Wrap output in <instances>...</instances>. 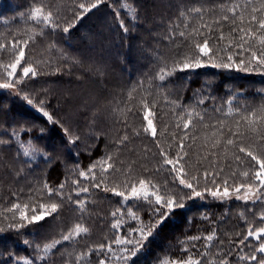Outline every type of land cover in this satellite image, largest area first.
<instances>
[{
	"label": "trees",
	"instance_id": "16d2710c",
	"mask_svg": "<svg viewBox=\"0 0 264 264\" xmlns=\"http://www.w3.org/2000/svg\"><path fill=\"white\" fill-rule=\"evenodd\" d=\"M79 3L97 0H0V44L5 45L0 50V69L6 77L4 65L15 59L11 44L31 37L27 46L19 45L25 50L13 77L16 87L18 81L19 95L0 89V140L4 141L0 143V264H77V256H83L79 264H98L100 258H105L107 264H161L165 260L179 262L189 255L200 259L201 264H219L224 257L228 264H257L264 259V253L256 251L264 236L260 240L244 238L249 229L262 226L259 214L264 205L223 202L211 199L208 193L206 201L193 200L192 190L179 183L177 173L163 165L159 153L163 149L170 157L176 156L186 134L180 117L194 111L205 119L203 123L194 119L187 130L188 138L183 140L186 179L198 177V181H192L196 189L207 191L213 177L205 179V171L219 173L216 185L227 178L230 188L238 183L244 168L250 169L252 178L255 162L239 153L238 148L229 147L226 154L223 145L212 149L216 129L203 125L225 122L223 136L227 138L231 135L228 129L236 131L240 114L264 105V71L251 60L250 51L235 54L240 51L235 47L238 39L233 48L226 49L230 29L240 26L239 14H244L243 26L247 28L251 7L264 0H99L97 7L77 18L76 14L83 11ZM231 4L239 5L235 25L232 14L223 7ZM36 7L50 11L59 27L52 29L32 20L31 12ZM193 7L202 8V13L181 17V12ZM223 15H228L229 21L220 19ZM256 15L259 18L260 13ZM216 20L220 22L214 23ZM202 24L211 30L202 28ZM65 26L68 32L63 31ZM193 29L200 32L187 35ZM180 31H185L186 36L181 37ZM221 32L226 37L223 41L218 40ZM205 38L209 39L212 59L200 56L194 47L197 40ZM259 49L254 43L252 51L259 55ZM230 53L232 67L212 66L227 63ZM186 57H199L203 66L183 70L176 67L165 80L158 79L162 67L182 65ZM241 60L244 64L237 67ZM26 66L33 67L36 75L24 77L22 69ZM249 66L252 70H244ZM25 96L33 103L29 104ZM145 97L153 113L149 119L157 130L155 137L143 131L147 121L140 101ZM37 104L43 106L52 121ZM129 107L131 112L127 111ZM239 132L242 135L234 138L237 143L262 156L264 127L253 134L241 122ZM125 135L128 140L121 142ZM30 146L36 151L26 156ZM107 156L112 157L117 170L102 173L96 167L95 180L91 174L87 179L80 175ZM102 178L104 183L93 187ZM139 179L155 184L161 194L175 197L184 207L169 211L156 205L154 197L124 201L112 191L103 190L105 185L110 189L119 185L120 191L127 186L130 190ZM45 184L53 190L52 196L47 194ZM83 187L89 191L77 195L76 190ZM57 190L63 193V199L55 194ZM77 200L84 202L83 211L75 203ZM49 202L60 207L35 223L20 220V210L8 211L19 203L30 217L34 214L32 208L39 214V205ZM25 204L28 209L23 208ZM117 209L123 215L113 217ZM129 211L138 219L128 215ZM161 213L165 215L159 222ZM122 218L119 229H114L112 224ZM156 222L152 235L134 257L127 262L116 259L124 247H133L116 245L113 241L117 236L139 239L138 232L130 230L141 223ZM76 223L86 227L88 233L70 242L62 241L48 253L37 251V246L60 239ZM213 232V241L206 242L203 237ZM195 236L201 239H190ZM206 243L210 246L205 247ZM101 244L111 245L115 255L106 249L96 251ZM251 255H256L257 260L239 259Z\"/></svg>",
	"mask_w": 264,
	"mask_h": 264
},
{
	"label": "snow or ice",
	"instance_id": "6c2138e0",
	"mask_svg": "<svg viewBox=\"0 0 264 264\" xmlns=\"http://www.w3.org/2000/svg\"><path fill=\"white\" fill-rule=\"evenodd\" d=\"M99 0H97V3ZM97 3H90V4H85V3H79L77 6L79 9H82V12H78L77 18H82L84 13L89 12L92 8L97 7ZM249 3H251V0H249ZM227 12H230L232 14V24H236V18H237V10L239 8V5L237 4H231L230 7L227 5L223 6ZM202 13V8L200 7H193L188 9L186 12H181V17L187 18L188 15H198ZM256 13H260L259 18L257 17ZM31 19L35 20L37 22H40L43 24L45 27H50L52 29L58 28L59 25L55 23L53 19V14L49 12H45L42 7H36L34 10L31 12ZM199 19H203L202 15H199ZM220 19L223 21H229L230 17L228 15H223ZM238 19L240 21V26L239 27H233L230 29V32L228 36L230 39H228V43L226 45L227 48H233L234 41L237 39L239 40V43L235 44V47L238 48L240 51L235 53L237 55H241L245 51H250L251 52V60H254L257 65H259V70L264 71V3H261L259 6H252L251 7V14L249 15L248 18V24L249 26L246 28L244 27V22H245V16L243 13H240L238 16ZM219 20L214 21V23H219ZM252 25H256V27H252ZM121 27H123V23H121ZM179 28V25L176 26ZM185 28L188 27L187 24L184 25ZM202 28H209V25L202 24ZM69 28L65 26L63 28L64 32H68ZM200 32V29H193L191 32L187 33V35H193L195 36L197 33ZM233 33H237L236 36L233 35ZM202 34V33H201ZM179 35L181 37H185L186 33L185 31H180ZM31 37H29V40ZM226 37L223 32L220 33L218 40L223 41L225 40ZM29 40H24V41H16L11 44V48L15 54V59L12 63L4 65V70L7 75V77L12 78L15 76L17 67L21 64V61L24 60L25 56V50L24 47H19L20 44H23L24 46H27L29 43ZM258 44L260 46L259 52L260 54L257 55L256 51H252L253 45ZM247 46V47H246ZM194 47L198 50L200 56H205L209 57L212 59V56L210 55L212 53V49L209 47V39L205 38L202 41L197 40L196 43L194 44ZM5 48L4 44H0V50H3ZM225 49V50H226ZM227 63L221 62L219 64L213 63V67H224V68H230L232 67L233 63V54H228L227 55ZM244 64V61L241 60L239 62V65L237 67H240L241 65ZM203 66L202 61L200 60L199 57L195 58L194 60L190 57L185 58V62L182 63V65H174L172 69H169L167 66L162 67L157 74L158 79L163 81L171 73V71H174L176 67H180L181 70L183 69H188L191 67H201ZM11 69L10 71L8 69ZM244 70H252L251 67L246 68ZM22 73L24 77H28L29 74L31 73L32 76L36 75L35 70L31 66H26L23 67ZM19 79V78H17ZM14 87V83L11 79H9L5 83H0V88H12ZM25 100L29 104H32L33 101L29 97L25 96ZM133 99V96L131 93H129V100ZM201 103H203V100H201ZM140 104L142 105V108L144 110V119L147 121V126L143 129L145 133L150 132L153 137L157 135V130L155 126L153 125V121L149 119V116L153 115L149 103L147 101V98H142L140 101ZM154 107V104L152 105ZM43 111V109H40ZM123 111V110H121ZM127 111L131 112L132 108L129 107ZM232 112V109L230 108L228 115H230ZM259 113V114H258ZM43 115L48 117L49 121H52V117L48 114L47 111H43ZM180 119L183 121V129L185 130L186 134L184 137L181 138V142L178 145L179 151L177 152L176 156L170 157L166 151L161 149L159 155L163 157V165L170 166V170L173 172L177 173L176 179L179 180V183L183 185L184 187L191 189L192 193L195 196H201L202 193L200 191L196 190V186L193 184L192 181H198V177L192 176L191 180L186 179L188 176L187 170L185 168V165L183 163L185 156L187 153H184V143L183 140L187 139V130L190 128V126L193 125L194 119H198L201 123L204 122L205 117L199 113H195L194 111H188L186 112L185 116H181ZM243 122L247 126V130L253 134L260 132L261 128L264 127V105L260 106L258 109L255 110H248L246 109L243 114H240V119L236 121V131H233L232 129H228V131L231 133L230 136L225 138L223 136V126L224 123L223 121H217L216 124H204V127H211L213 129H216V131H213L212 136L215 137V139H212L211 141V148L212 149H217L220 148L222 145L224 146L223 150L225 154L228 151L229 147H234L238 148L239 153L245 154L247 157L251 158V161H254L255 164L252 166V172L251 176L254 178V181H259L258 184L254 182H249V183H239L233 185L234 191L236 193H240L242 189H245L244 194H243V199L248 200L250 197H254L255 199H260L264 197V191H261L264 189V157L254 153L250 147L246 148L242 144H238L237 140L234 139L235 137H239L242 134L239 132V125ZM219 125V128L217 127ZM180 125L177 124V127ZM220 133V135H217V133ZM140 133L137 132L136 135H139ZM262 138H264V133H262ZM128 140V136L125 135L122 137L121 142ZM0 143H4L3 140H0ZM208 145L205 144V147ZM36 149L32 148L31 146L29 147L28 150L25 151L26 156H31L33 152H35ZM183 153V154H181ZM209 155H215V152H209ZM207 158V157H205ZM235 159L237 161L241 160V157L239 155L235 156ZM112 157L107 156L105 157L102 161H98L97 164H94L92 167L89 168L88 173L81 172L80 175L84 177L85 179L89 178V174H91V178L93 180L96 179V175L93 172V169L96 167L101 168L102 173H108L109 169L117 170L114 168L113 163H111ZM258 166V167H256ZM130 171V169L128 170ZM220 172H223V168L220 169ZM219 175V173H210L208 171L204 172V178L207 179L209 176L213 177L212 182L215 184L216 183V177ZM235 175V173H233ZM240 176H242L245 180H248L250 177V172L249 171H241ZM75 183H79L78 181H75ZM104 183V179L102 178L99 182L94 183L93 187L99 188L101 184ZM64 185H60V189H63ZM119 185L116 187H112L111 189L105 185L104 191H112L116 196H121L123 197L124 201H127L130 197L136 198V199H149V197H154V201L156 205H159L161 208H167L169 211L172 209L179 207L183 208L184 204L182 202H178L177 199L171 195H164L160 193L159 188L155 185L152 184L150 181H146L145 179H139L138 182H133L130 186V190L126 186L124 191L118 190ZM44 188L47 189V194L49 196L53 195V190L49 189L47 184L44 185ZM221 185H217L215 190L208 189L213 197H228L230 195L229 191V186H228V179H224L223 181V191L221 192ZM89 189L87 187L83 188H78L76 190L77 195H79L80 192H88ZM57 196H60L61 199H63V193L59 190L56 191L55 193ZM240 198V197H238ZM69 199H71L69 197ZM75 203L80 207V210L83 211V204L84 202L81 200L75 201ZM28 205L25 204L23 206L24 209H28ZM39 207L42 209V211L39 214H35V208H32V212L34 213L30 217L26 215V212L24 210H21V205L19 203L14 204L12 208L8 209V211H13L15 210H20L19 211V219L22 221H27L28 223H35L43 220L46 215H51L52 213H55L60 205L56 202H49L47 204L41 203ZM117 213H120L123 215L120 209H117L112 213L113 217L117 216ZM128 215L132 216L133 219H138L136 214L132 211L128 212ZM164 213L160 214V221L162 222L164 218ZM261 220H264V214L261 215L260 217ZM157 223H148V224H143L141 223V226L130 231H136L139 234V239L135 238H122L120 236H117L115 240L113 241L116 245H132V248L124 247L122 249V255L116 257V259H123L125 262L130 257H134L137 252L139 251L140 247L142 246L143 242L148 239L149 236L152 235V232L154 228L157 226ZM120 220H116L113 224L112 227L114 229H119L120 227ZM11 227V225H10ZM88 229L84 227L80 223H76L74 227L69 230L66 234H63L60 239H53L52 241L44 244L42 247L37 246V251H43L44 253H48L52 251L54 248L57 247L62 241H72L75 240L77 237H80L82 234H87ZM264 236V227H260L258 229H249L247 236L244 239H247L248 237L255 238L257 240H260V238ZM215 238V232L212 234L206 235L203 237V239L206 242H211ZM191 240H199L201 237L195 236L191 237ZM26 244H28V241H25ZM239 243L243 244L244 241L241 240ZM210 244L206 243L205 247H209ZM106 249L107 253H112L115 255L113 252V248L111 245H98L96 251L98 252H104ZM187 251V249H184ZM256 251L259 253H264V242H260L256 248ZM201 255H206L205 253H201ZM83 258V256H77V264H79V261ZM240 260H249V261H256L257 257L256 255H251V256H240ZM24 264H29L28 261H25ZM98 264H107V261L105 258H100L98 260ZM179 264H201L200 259L195 258L192 255H189L185 260L179 261ZM209 264H214V262H209ZM219 264H228V260L226 257L221 258L219 260ZM257 264H264V259H261L257 261Z\"/></svg>",
	"mask_w": 264,
	"mask_h": 264
},
{
	"label": "rangeland",
	"instance_id": "374dc122",
	"mask_svg": "<svg viewBox=\"0 0 264 264\" xmlns=\"http://www.w3.org/2000/svg\"><path fill=\"white\" fill-rule=\"evenodd\" d=\"M11 54V53H10ZM12 54H13V52H12ZM1 68V67H0ZM19 68V66L17 67V69ZM2 70L3 69H0V83H5V82H7L9 79H11L12 81H14L15 80V78H8V77H6L5 76V74H3L2 73ZM11 70V69H10ZM14 83V82H13ZM17 83V87L14 85V87H12V88H0L1 90H8V91H10V92H12L13 94H15V95H19V93H20V91H19V84H18V81L16 82ZM39 107H41L40 106V104H37ZM41 108H43V106L41 107ZM40 112H41V110H39ZM43 112V111H42ZM260 148H261V151H262V157H264V145H260ZM32 156V155H31ZM256 167H258V166H256ZM250 169H243V170H240V171H249ZM253 178V177H252ZM251 177H249V179L248 180H245L242 176L239 178V180H238V183L237 184H239V183H249V182H254V183H256V184H258L259 183V181H254V178L252 179ZM221 185V192L223 191V184H220ZM210 186H212L211 188H213V189H211V190H215L216 189V187H217V185L216 184H214L213 182H210V184H209V186L208 187H210ZM197 190V189H196ZM199 190H200V192L202 193V195L201 196H195L193 193H192V198H193V200H196V199H201V200H203V201H206V196H205V193H208L209 195H210V198L211 199H214V200H219V201H223V202H229V203H231V202H241V203H245V204H249V203H251V204H254V205H264V197H262V198H260V199H255L254 197H250L248 200H245V199H243V194H244V191H245V189H242L241 190V192L240 193H236L235 191H234V188H230V186H229V191H230V195L228 196V197H213L212 195H211V193H210V191L209 190H202V188H200L199 187ZM199 190H197V191H199ZM261 191H264V189H262ZM238 197H240V198H238ZM209 198V199H210ZM131 199H134V198H132V197H130L128 200H131ZM262 214H264V208H261V211H260V214H259V219H260V217H261V215ZM122 220H123V218L120 220V222L122 223ZM261 220V219H260ZM261 221H263V223L261 224L262 226L261 227H264V220H261ZM119 255V254H118ZM161 264H179V262H175V261H170V260H165V261H163V263H161Z\"/></svg>",
	"mask_w": 264,
	"mask_h": 264
}]
</instances>
